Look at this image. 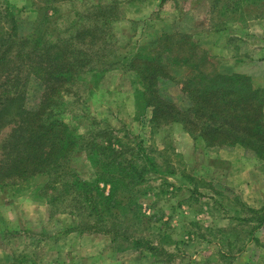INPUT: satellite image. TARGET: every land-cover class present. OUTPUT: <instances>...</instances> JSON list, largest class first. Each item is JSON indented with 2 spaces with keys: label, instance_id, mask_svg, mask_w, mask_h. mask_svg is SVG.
I'll list each match as a JSON object with an SVG mask.
<instances>
[{
  "label": "rangeland",
  "instance_id": "obj_1",
  "mask_svg": "<svg viewBox=\"0 0 264 264\" xmlns=\"http://www.w3.org/2000/svg\"><path fill=\"white\" fill-rule=\"evenodd\" d=\"M8 1L16 7L23 37L42 27L47 16L54 21L51 27L62 31L72 20L95 27L105 21L101 14L109 17L99 35L106 44L82 46L94 53L92 65L102 69L93 72L90 64L68 84L70 90L55 98L57 116L80 135L105 128L141 141L162 170L175 174L151 175L139 186L138 217L126 223L132 239L150 238L161 248L157 253L135 249L132 239L114 241L110 234L75 230L80 219L64 204H49L48 175L1 182L0 264H264V225L253 230L256 222L243 219L253 215L250 208L264 207V161L247 148L230 153L227 145L207 146L180 122H152V111L137 103L140 83L134 71L122 60L113 67L102 64L155 45L163 33H188L210 56L211 68L218 69L219 58L253 60L264 80V0ZM160 87L178 106H188L179 83L168 79ZM25 88L27 109L33 112L45 87L32 79ZM7 124L0 129V166L7 162L1 143L14 123ZM66 167L86 180L96 177L84 149H76Z\"/></svg>",
  "mask_w": 264,
  "mask_h": 264
},
{
  "label": "trees",
  "instance_id": "obj_2",
  "mask_svg": "<svg viewBox=\"0 0 264 264\" xmlns=\"http://www.w3.org/2000/svg\"><path fill=\"white\" fill-rule=\"evenodd\" d=\"M15 11V5L0 0V129L14 123L1 143L7 162L0 166V183L48 175L50 182L45 187L53 192L49 204H64L80 219L75 230H92L110 234L114 241H130L126 223L138 217L141 207L137 188L151 175L170 176L175 171L162 170L141 141L125 140L127 135L121 137L114 129L78 134L57 116L54 104L56 97L70 90L68 84L92 65L94 53L85 50L83 44H106L105 37L99 35L109 25V17L101 14L105 21L95 27L72 20L62 31L57 25L51 27L54 21L46 20L47 16L42 27L23 37L18 33ZM76 17L80 19L81 15ZM101 59L97 54V60ZM209 59L190 34L174 32L163 33L155 45L141 46L132 54L102 64L113 67L122 60L121 65L134 71L140 83L137 103L152 111V122H180L194 139H202L207 146L240 145L264 161V88L255 86L247 74L211 68ZM91 69L99 73L102 68L92 65ZM181 70L182 76L178 75ZM32 79L45 87L33 112L27 109L25 88ZM168 79L181 85L187 107L181 108L163 93L160 85ZM76 149L87 151L96 172L94 180H86L66 167ZM185 176L195 180L190 174ZM249 210L253 215L243 219L256 222L253 230L261 228L264 207ZM132 240L135 249L161 251L150 238Z\"/></svg>",
  "mask_w": 264,
  "mask_h": 264
},
{
  "label": "crops",
  "instance_id": "obj_3",
  "mask_svg": "<svg viewBox=\"0 0 264 264\" xmlns=\"http://www.w3.org/2000/svg\"><path fill=\"white\" fill-rule=\"evenodd\" d=\"M213 46L214 45H212V47ZM216 48L217 46L213 47L212 49L213 52L214 50L216 51ZM219 60L221 61L220 66H218V70L220 72L229 73V74L234 73V72L247 74L251 77L252 82L255 86L264 88V80L260 78L259 71H258L260 68V65L253 62V60H247L245 62H239V63L237 61V58H219ZM226 148H227V151L230 153L239 151V150L241 151L245 150V148H243L240 145L226 146ZM250 154H253V153H250ZM254 155L255 154H253L252 156Z\"/></svg>",
  "mask_w": 264,
  "mask_h": 264
}]
</instances>
